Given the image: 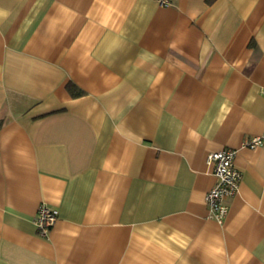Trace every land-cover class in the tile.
I'll return each instance as SVG.
<instances>
[{
    "label": "crops",
    "instance_id": "obj_1",
    "mask_svg": "<svg viewBox=\"0 0 264 264\" xmlns=\"http://www.w3.org/2000/svg\"><path fill=\"white\" fill-rule=\"evenodd\" d=\"M168 2L0 0V264H264V0Z\"/></svg>",
    "mask_w": 264,
    "mask_h": 264
},
{
    "label": "built area",
    "instance_id": "obj_2",
    "mask_svg": "<svg viewBox=\"0 0 264 264\" xmlns=\"http://www.w3.org/2000/svg\"><path fill=\"white\" fill-rule=\"evenodd\" d=\"M160 5L167 7L168 0H157ZM244 148H264V132L255 137L247 138L242 142ZM235 151L225 149L210 153L206 162L212 167L215 177L214 186L205 195V204L208 208V217L216 223H223L227 212V200L231 199L237 191L240 181V173L233 164ZM58 211L47 206L38 209L34 224L40 237L47 238L51 228L54 226Z\"/></svg>",
    "mask_w": 264,
    "mask_h": 264
},
{
    "label": "trees",
    "instance_id": "obj_3",
    "mask_svg": "<svg viewBox=\"0 0 264 264\" xmlns=\"http://www.w3.org/2000/svg\"><path fill=\"white\" fill-rule=\"evenodd\" d=\"M66 89H67L70 97L73 99L82 97L84 95V93L81 90H79L75 85H73L71 83H69L66 86Z\"/></svg>",
    "mask_w": 264,
    "mask_h": 264
}]
</instances>
